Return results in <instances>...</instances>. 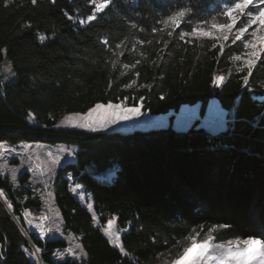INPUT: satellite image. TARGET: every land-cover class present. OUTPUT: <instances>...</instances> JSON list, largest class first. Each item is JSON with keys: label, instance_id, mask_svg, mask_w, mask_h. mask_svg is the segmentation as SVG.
<instances>
[{"label": "trees", "instance_id": "obj_1", "mask_svg": "<svg viewBox=\"0 0 264 264\" xmlns=\"http://www.w3.org/2000/svg\"><path fill=\"white\" fill-rule=\"evenodd\" d=\"M217 4L111 0L94 20L81 24L79 18L94 9L89 0H0V59L5 53L16 74L0 89V141L75 146L71 159L57 170L54 202L62 230L78 238L84 257L55 261L56 250L67 241L29 232L43 264H145L178 252L177 241L185 245L184 237L200 226L207 233L213 225H230L214 233L217 241L264 238V60L257 61L244 85L247 67L238 71L241 65L231 60L241 52L240 42L218 56L210 40L179 39L181 30L211 21ZM183 6H190L192 14L174 37L167 31L153 33L154 27H163L157 21ZM121 41L125 46L116 49ZM217 75L224 77L218 86L212 82ZM132 80L136 84L126 87ZM212 97L227 114L226 128L216 133L197 120L186 129L168 125L93 132L55 126L66 112L122 100L151 114L199 103L203 115ZM27 178L26 171L17 181L0 173L4 199L22 225V211L43 209ZM71 181L87 194L100 224L115 216L125 229L120 243L131 260L70 191ZM26 250H32L27 238L0 199V264H38Z\"/></svg>", "mask_w": 264, "mask_h": 264}, {"label": "snow or ice", "instance_id": "obj_2", "mask_svg": "<svg viewBox=\"0 0 264 264\" xmlns=\"http://www.w3.org/2000/svg\"><path fill=\"white\" fill-rule=\"evenodd\" d=\"M31 2L36 4L37 0H31ZM110 2L111 0H89V3L94 5V9L92 14L88 15L87 21L94 20L97 13L110 6ZM215 11L216 15L212 16L211 21H202L194 25L191 31L181 30L179 39L184 40L186 43L193 42L192 39L186 38L210 40L213 42V48L218 47V56L224 54L226 47L240 42L245 51L242 55L231 56V60L242 61V65L237 69L238 71H244V66H247V74L242 77L244 85H247L257 61L264 60V55H262L264 54V0H218ZM191 14L192 9L190 6L180 7L157 21L163 27H154L152 31L153 33L167 31L168 37H174L176 29ZM242 17L246 19H242ZM69 19H72V17H69ZM79 22L81 24L86 23L85 20ZM132 27L136 28L137 26L133 24ZM250 29L251 31H249ZM39 39L43 41L45 37L40 36ZM229 41L230 44L227 43ZM102 43L105 46L109 45L108 39H104ZM163 43L165 47H168V40L163 41ZM124 46V41H121L115 47L116 49H122ZM136 63L139 64L140 61L138 60ZM113 67L115 68V61ZM123 67L127 69L129 65L125 64ZM131 67L135 68V64ZM223 79V76L217 75L213 77L212 82L218 86ZM135 84L136 81L132 80L126 87L131 88ZM126 99L127 97H125ZM140 99L143 100V97ZM141 107L142 105L127 107L123 100L120 103L109 102L106 105L97 103L83 115L77 113L65 116L61 124L68 127L87 128L95 132L120 121H127L140 116L142 114ZM3 147V145H0V148ZM56 162V160L53 161V163ZM13 174H15V170H13ZM3 196H5V193L0 190V197ZM8 206L11 207L12 205L9 204ZM92 208L93 205L88 204L89 211H92ZM92 218L93 220L97 219L95 213H93ZM29 223L31 222L29 221ZM229 227L228 224L213 225L207 230V233L204 232V226H200L199 231L193 229L192 234L184 237V241L187 242L188 246H184L180 241H177L175 246L179 250V255L171 261V264H264V238L250 235L247 238L237 237L235 243L231 241L227 244L214 242L216 239L214 233L218 229H228ZM103 231L109 237V242L115 244L121 254L131 260L130 253L119 242V235L113 231L112 219L108 220ZM202 235H206L207 238L201 240ZM39 251V249H36V252ZM69 252L72 254L71 249ZM32 255L34 256L35 253H32Z\"/></svg>", "mask_w": 264, "mask_h": 264}, {"label": "rangeland", "instance_id": "obj_3", "mask_svg": "<svg viewBox=\"0 0 264 264\" xmlns=\"http://www.w3.org/2000/svg\"><path fill=\"white\" fill-rule=\"evenodd\" d=\"M87 17L88 16H83V17L81 16L79 20L87 21ZM242 19H246V18L242 17ZM249 31H251V29ZM241 46H242L241 52L236 53L235 55H242V53L245 51L242 44ZM232 62L239 63V65H242V61L232 60ZM244 67L247 66L245 65ZM15 76L16 74L12 69L10 60L4 53L3 58L0 59V89L3 88V85L5 83L13 80ZM97 103H102V102H97ZM112 103H120V102H112ZM102 104L106 105L107 103H102ZM94 105L92 107H94ZM126 106L135 107L130 105H126ZM87 111L88 110H86L85 112H66L56 121L55 126L68 127V126H63L61 124L65 116L73 115L77 113L83 115ZM141 113L142 114L138 117H133L132 119H129L127 121H120L116 124H112L109 127L101 130L126 131L133 129H148V128H155L160 126H168V125L176 129H186L189 126H191L195 120H197L198 125L204 127L206 130L212 133H216L225 129L227 124L226 110L220 106L218 100L215 97L209 99L203 115L199 113V103L182 104L177 111L171 110L166 113L151 114L143 110H141ZM82 129L89 130L87 128H82ZM0 145L4 146L3 148H0V173L4 176H8L13 181H17L18 176H20V174L23 171H26L28 173L27 187L32 189L33 193H37L41 197L43 202V209L40 210L39 212L36 213L32 212V213L38 214L42 212L44 213L45 217H47V219L44 220V228L42 230L31 232V231H25L26 230L25 225L27 226L25 216L27 212L31 213V211L26 209L21 212L23 225L19 222L18 218L13 214L17 222L20 223L21 226L20 225L18 226L23 232V234L25 235V233H27V235H29L30 232L42 239L46 236L62 237L67 241V245L62 249L56 250L54 257L55 261L64 260L66 257H71L76 261H81L82 258L84 257V252L78 241V238L72 232H64L62 230L61 227L62 219L59 209L54 202V187H53L54 179L57 174L58 168L65 160L71 159L75 146L72 144H65L63 142L49 143L41 140H35V141L23 140L17 143L0 141ZM54 160H56L57 162L53 163ZM13 170H15V174H13ZM110 174L111 173H108L107 177ZM69 188L70 191L73 194H75L88 209V204H92V202L91 200L88 199L87 194L82 190L80 184L71 181V183H69ZM0 199L1 200L3 199L2 202H4L5 206L8 207L9 210H11L9 212L12 214V208L8 206L9 203L5 201L4 196L2 198L0 197ZM90 212L93 216L94 213L93 208L92 211ZM110 219L113 220V231L120 237V234L125 229L119 228L117 226L115 216L109 218L108 220ZM108 220L105 222L104 225L100 224L98 218L94 220V222L98 224L101 230L103 231V229L107 226ZM205 238L206 235H202L200 237L201 240ZM230 239L236 241V238H230ZM28 242L30 244L29 240ZM214 242L226 243L227 240L225 241L215 240ZM77 245H79V247H77ZM186 245L187 242L185 243L184 246ZM36 248L37 247L33 244L31 246L32 249L31 252L27 250L26 252H28V254L30 253V255L37 260L38 264H43L40 259L39 253L35 251ZM70 249L72 250V254H70L69 252ZM32 253H35V255L33 256ZM177 254H179V251L171 254L170 256H157L156 258H154V260L147 262L145 264H171V261L175 259V256Z\"/></svg>", "mask_w": 264, "mask_h": 264}, {"label": "bare ground", "instance_id": "obj_4", "mask_svg": "<svg viewBox=\"0 0 264 264\" xmlns=\"http://www.w3.org/2000/svg\"><path fill=\"white\" fill-rule=\"evenodd\" d=\"M26 224H27V229L29 231H38V230H42L44 228V220H45V215L44 213H38V214H31L29 212H27L26 216ZM29 221L31 223H29ZM26 231V230H25ZM207 238V237H206ZM233 242L235 243V241H233V239L227 240V242ZM227 242L225 244H227ZM188 246V245H186ZM179 254H177L175 256V258L178 256Z\"/></svg>", "mask_w": 264, "mask_h": 264}, {"label": "water", "instance_id": "obj_5", "mask_svg": "<svg viewBox=\"0 0 264 264\" xmlns=\"http://www.w3.org/2000/svg\"><path fill=\"white\" fill-rule=\"evenodd\" d=\"M2 198V197H1ZM3 200V199H2ZM8 208V207H7ZM8 210H9V208H8ZM9 211H11V210H9ZM12 216H13V218L15 219V216L13 215V213H12ZM15 221L17 222V220L15 219ZM17 224L18 225H20V223L19 222H17ZM21 226V225H20ZM25 233V232H24ZM25 236H26V238L30 241V244H31V246L33 245V242L31 241V239H30V237H29V235H27V233H25ZM37 249V248H36ZM36 251V250H35Z\"/></svg>", "mask_w": 264, "mask_h": 264}]
</instances>
